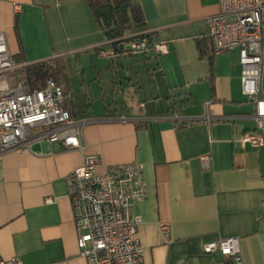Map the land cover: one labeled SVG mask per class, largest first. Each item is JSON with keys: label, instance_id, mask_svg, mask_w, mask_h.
Instances as JSON below:
<instances>
[{"label": "crops", "instance_id": "crops-1", "mask_svg": "<svg viewBox=\"0 0 264 264\" xmlns=\"http://www.w3.org/2000/svg\"><path fill=\"white\" fill-rule=\"evenodd\" d=\"M132 1L146 22L126 37L148 29L167 52L114 45L89 0H0V27L13 56L29 64L86 66L84 97L61 77L66 107L89 119L82 142L104 167L144 164L146 194L133 205L143 218L142 264H233L203 249L229 236L240 237L246 264H264V146L242 141L256 121L255 104L241 90L239 49L213 54L206 20L220 11L219 0ZM202 155L211 156L210 167ZM81 161L79 150L47 139L0 154V257L88 264L66 183ZM160 221L169 223L167 234Z\"/></svg>", "mask_w": 264, "mask_h": 264}, {"label": "built area", "instance_id": "built-area-1", "mask_svg": "<svg viewBox=\"0 0 264 264\" xmlns=\"http://www.w3.org/2000/svg\"><path fill=\"white\" fill-rule=\"evenodd\" d=\"M219 5L220 11L206 20L213 54L239 49L241 90L255 104L256 121V127L246 131L242 141L259 148L264 146V0H219ZM16 8L20 11L21 5ZM130 36L137 37L130 45L134 52L168 51L166 41L154 39L148 29ZM27 65V61L15 59L0 27V154L20 152L36 139L79 150L82 161L67 175L66 183L80 255L88 264H142L144 244L139 227L143 218L133 212V205L146 194L144 164L132 161L104 167L102 157L88 152L82 142V130L89 119L72 115L63 86L53 77H47L40 88H31L26 79H16L15 73ZM120 118L129 117L122 114ZM200 159L204 167L211 166L210 155ZM54 200L46 198L49 203ZM159 229L167 234L169 223L160 221ZM203 249L231 257L233 264H246L238 236L209 241ZM0 264L24 263L13 256L0 257Z\"/></svg>", "mask_w": 264, "mask_h": 264}, {"label": "trees", "instance_id": "trees-1", "mask_svg": "<svg viewBox=\"0 0 264 264\" xmlns=\"http://www.w3.org/2000/svg\"><path fill=\"white\" fill-rule=\"evenodd\" d=\"M89 5L101 23L106 37L113 40L114 45L122 41L136 40L137 37L130 36L136 33L135 31L129 37H123L132 26H143L146 22L142 7L132 0H89ZM15 59L25 60L23 56ZM63 73V64L38 62L18 70L15 76L17 79H26L31 88H40L47 77H53L60 82ZM62 86L66 94L67 89L65 85Z\"/></svg>", "mask_w": 264, "mask_h": 264}, {"label": "rangeland", "instance_id": "rangeland-1", "mask_svg": "<svg viewBox=\"0 0 264 264\" xmlns=\"http://www.w3.org/2000/svg\"><path fill=\"white\" fill-rule=\"evenodd\" d=\"M123 43H124V47L127 48L129 46V45H127L128 41H124ZM119 44H121V43H119ZM44 62L50 63L49 61H44ZM54 63L55 62H53V63L51 62L50 64H54ZM63 64L65 65L64 72L68 76L70 86H71V91L82 97L83 93H87L86 89H84L85 86L82 85V80H81L82 79L81 72L83 71V67H86V66L84 65L83 67H81V70L80 69L77 70V66H76L75 61H72V62L71 61H65V62H63ZM88 68H91V65H89ZM16 79H17V77H16ZM62 82L65 83L64 80ZM62 82L60 81L59 83L61 85H63Z\"/></svg>", "mask_w": 264, "mask_h": 264}, {"label": "water", "instance_id": "water-1", "mask_svg": "<svg viewBox=\"0 0 264 264\" xmlns=\"http://www.w3.org/2000/svg\"><path fill=\"white\" fill-rule=\"evenodd\" d=\"M123 38H126V36H125V37H123Z\"/></svg>", "mask_w": 264, "mask_h": 264}]
</instances>
